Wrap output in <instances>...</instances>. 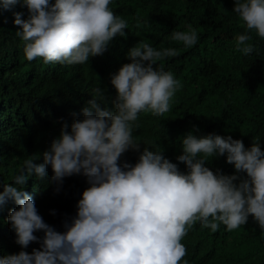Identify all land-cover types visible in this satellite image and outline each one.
I'll return each mask as SVG.
<instances>
[{
    "label": "clouds",
    "instance_id": "1",
    "mask_svg": "<svg viewBox=\"0 0 264 264\" xmlns=\"http://www.w3.org/2000/svg\"><path fill=\"white\" fill-rule=\"evenodd\" d=\"M17 4L29 12L25 19L15 11L13 21L21 26L16 31L29 60L42 56L46 62L84 63L107 50L115 36H125L128 28V21L109 6L111 0H0V9ZM234 11L247 29L264 38V0H235ZM171 39L190 47L199 35L189 24L187 30H173ZM250 40L248 32L239 33L235 46L251 53L255 45ZM177 53L175 47L160 49L146 40L131 46L126 53L130 62L110 74L113 91L105 95L102 88L92 92L93 87L77 98L78 107L41 155L26 159L14 182L3 185L0 209L8 201L19 205L7 217L16 241L26 247L39 240L40 247L0 256V264H189L182 261L187 251L182 238L197 220L213 231L220 222L232 230L253 214L264 230L260 140L245 146L231 134L189 130L176 156L186 163L187 171H182L163 149L142 148L134 137L150 121L143 114L168 112L182 87L170 70L154 66ZM129 148L132 156L120 163ZM220 155L236 171L227 174L208 166L209 158ZM52 169L57 191L64 177L73 174L85 175L89 185L77 201L76 214L64 221V231L50 224L33 186ZM30 176L34 181L26 190Z\"/></svg>",
    "mask_w": 264,
    "mask_h": 264
},
{
    "label": "trees",
    "instance_id": "2",
    "mask_svg": "<svg viewBox=\"0 0 264 264\" xmlns=\"http://www.w3.org/2000/svg\"><path fill=\"white\" fill-rule=\"evenodd\" d=\"M234 4L235 0H111L113 11L128 21L126 35L115 36L107 50L90 56L89 61L71 64L46 62L42 56L29 60L16 31L21 26L13 22L15 11L28 17L27 6L0 9V191L5 183L14 182L26 159L41 155L78 107L77 98L93 87L92 92L102 88L105 95L113 91L110 74L130 62L126 53L139 40L160 49L177 48L176 55L159 59L154 66L170 70L182 83L168 112L143 114L144 121H150L134 133L142 148L163 149L182 171H187L186 163L176 156L189 130L197 135L231 134L241 138L245 146L260 140L264 148V38L246 28ZM189 24L199 35L194 45L185 47L171 39L173 30H187ZM243 32L249 33V42L255 45L248 54L235 46L236 36ZM86 76L88 81L81 85L79 79ZM133 151L129 148L122 153L119 162L130 159ZM206 163L214 171H236L225 155L209 158ZM52 174L53 169L41 177L40 184L34 182V191L41 196L50 224L57 223L64 231V221L76 214L77 201L89 185L85 175L73 174L64 177L57 191ZM32 181L30 176L26 190ZM28 192L32 194V190ZM17 207L8 201L0 209V256L24 247L16 241L7 220L9 209ZM36 235L42 237L43 233L38 230ZM182 243L187 250L182 261L189 264H264V230L253 214L232 230L220 222L213 231L197 220ZM39 247L40 241L34 240L24 250Z\"/></svg>",
    "mask_w": 264,
    "mask_h": 264
}]
</instances>
